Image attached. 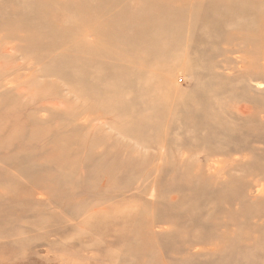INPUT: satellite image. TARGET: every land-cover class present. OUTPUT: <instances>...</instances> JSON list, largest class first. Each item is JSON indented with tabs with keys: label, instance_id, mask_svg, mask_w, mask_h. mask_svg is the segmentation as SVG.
Returning a JSON list of instances; mask_svg holds the SVG:
<instances>
[{
	"label": "rangeland",
	"instance_id": "1",
	"mask_svg": "<svg viewBox=\"0 0 264 264\" xmlns=\"http://www.w3.org/2000/svg\"><path fill=\"white\" fill-rule=\"evenodd\" d=\"M0 264H264V0H0Z\"/></svg>",
	"mask_w": 264,
	"mask_h": 264
}]
</instances>
